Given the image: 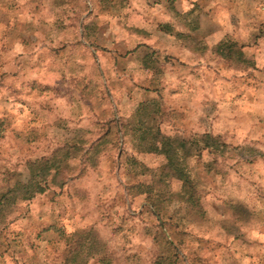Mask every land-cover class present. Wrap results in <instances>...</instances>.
<instances>
[{
    "label": "rangeland",
    "instance_id": "374dc122",
    "mask_svg": "<svg viewBox=\"0 0 264 264\" xmlns=\"http://www.w3.org/2000/svg\"><path fill=\"white\" fill-rule=\"evenodd\" d=\"M135 3L0 0V264H264V56Z\"/></svg>",
    "mask_w": 264,
    "mask_h": 264
},
{
    "label": "crops",
    "instance_id": "0c3cea01",
    "mask_svg": "<svg viewBox=\"0 0 264 264\" xmlns=\"http://www.w3.org/2000/svg\"><path fill=\"white\" fill-rule=\"evenodd\" d=\"M145 1L136 0L135 4L144 7ZM179 3V13L183 14V22L177 28L180 32L196 35L201 32L202 36L205 33L206 38L211 41L219 39L222 31L224 35L225 32H231L233 39L239 42V46H243L245 56H264V34L256 39L257 31L264 32V0H179ZM221 7H227L222 23L219 16ZM227 15H235L234 21ZM168 18L170 19L171 15H168ZM140 36L142 42L154 47L157 41L154 34L148 35L149 38H144L143 34ZM168 37L170 40L171 34Z\"/></svg>",
    "mask_w": 264,
    "mask_h": 264
},
{
    "label": "trees",
    "instance_id": "16d2710c",
    "mask_svg": "<svg viewBox=\"0 0 264 264\" xmlns=\"http://www.w3.org/2000/svg\"><path fill=\"white\" fill-rule=\"evenodd\" d=\"M173 141L178 142L176 144L181 145L182 149L185 150V152L187 154H191V149H192L191 147H192L193 143L198 144V151L199 150L201 151L204 149H211V147L213 145L212 143L215 142L214 139L212 137H210L209 135L200 136V138L194 140L190 144V146L189 145L187 146L186 143H188V142L183 141V140L175 139ZM151 149L152 148H150V146H149V151H151ZM160 153L164 154V156H165V159H166L165 167L166 168L174 171L175 173H178L179 176L185 177L184 173L182 172L183 169L181 168V164L178 161V151H177V147L175 146V143H171L169 146L161 148ZM75 253H77V252H75Z\"/></svg>",
    "mask_w": 264,
    "mask_h": 264
}]
</instances>
